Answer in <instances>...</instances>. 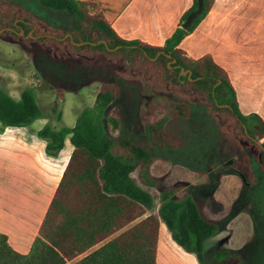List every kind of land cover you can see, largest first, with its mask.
<instances>
[{
	"label": "trees",
	"instance_id": "trees-1",
	"mask_svg": "<svg viewBox=\"0 0 264 264\" xmlns=\"http://www.w3.org/2000/svg\"><path fill=\"white\" fill-rule=\"evenodd\" d=\"M37 1L68 13L70 28L49 25L21 4L2 2L0 31L5 29L4 35L39 43L56 59L105 55L114 62L121 61L125 75L141 83L144 95L159 98L170 94L181 100L174 103L172 114L144 122L145 143L131 138L118 140L107 132L105 121L114 130L123 125L120 112L108 113L121 94L114 82L101 85L94 105L78 114L74 127L48 123L39 130L37 135L46 141L48 156L58 158L68 138L74 150L30 253H18L8 236L0 233V264H68L83 255L74 264H157L162 223L173 241L194 255L198 264H210L205 258V243L221 231L220 222L207 218L191 194H181L183 184L163 187L152 168L157 161L153 151L180 147V141L167 132L168 123L173 117L188 118L191 103L198 102L216 119L228 142L250 144L264 172L262 118L242 114L228 72L210 55L192 59L180 47L209 14L215 0H204L201 17L184 29V22L198 7V0H194L180 26L162 46L125 40L114 30V20L131 0ZM67 35L70 37L62 40ZM182 71L187 74L182 75ZM52 113L62 121L58 105L53 106ZM43 118L49 119V115L40 106L35 90L26 88L16 99L0 85L2 129L28 127ZM153 190L159 195L160 207L156 215L146 216L156 206ZM231 259L243 263L237 253L217 250V261Z\"/></svg>",
	"mask_w": 264,
	"mask_h": 264
},
{
	"label": "rangeland",
	"instance_id": "rangeland-1",
	"mask_svg": "<svg viewBox=\"0 0 264 264\" xmlns=\"http://www.w3.org/2000/svg\"><path fill=\"white\" fill-rule=\"evenodd\" d=\"M2 2L21 4L49 25L64 30L71 26L68 13L47 8L37 0ZM106 82L118 84L121 90L108 113L120 112L122 128L114 130L105 121L107 132L118 140L131 138L145 143L144 122L172 114L174 103L181 100L170 94L159 98L144 95L141 83L125 75L122 62L109 60L105 55L56 59L50 49L39 43L0 34L1 87L16 99L26 88L35 90L40 106L49 115V119H43L53 126L74 127L78 114L94 105L97 92ZM54 105L59 106L62 121L52 113ZM167 132L180 141V147L153 151L157 161L152 174L162 180L163 187L183 184L185 189L181 194H191L207 218L220 222L221 231L205 243L207 262L237 264V259L216 260L217 250L227 249L242 257V264H264V172L250 144L228 142L219 123L198 102L191 103L188 118L173 117ZM134 176L138 179V173ZM153 193L156 206L146 216L156 215L160 207L159 195L155 190ZM182 253L186 252L176 246L162 223L159 264H179L187 254Z\"/></svg>",
	"mask_w": 264,
	"mask_h": 264
},
{
	"label": "crops",
	"instance_id": "crops-1",
	"mask_svg": "<svg viewBox=\"0 0 264 264\" xmlns=\"http://www.w3.org/2000/svg\"><path fill=\"white\" fill-rule=\"evenodd\" d=\"M193 2L131 0L113 28L125 40L162 46ZM180 47L192 59L210 55L228 72L242 114H256L264 121V0H215ZM47 124L45 119L28 127L2 129L0 124V233L24 255L39 235L74 150L68 138L58 158L48 156L46 141L37 135ZM188 254L179 264H198Z\"/></svg>",
	"mask_w": 264,
	"mask_h": 264
},
{
	"label": "water",
	"instance_id": "water-1",
	"mask_svg": "<svg viewBox=\"0 0 264 264\" xmlns=\"http://www.w3.org/2000/svg\"><path fill=\"white\" fill-rule=\"evenodd\" d=\"M203 11H204V0H198V7L194 10V11H192L191 13H190V15L188 16V18H187V20L184 22V24H183V28L184 29H188V28H190V27H192L195 23H196V21L201 17V15L203 14ZM9 31H13V29H8ZM6 30L5 29H3V30H1L0 31V34L1 33H3V32H5ZM21 35H24V32L22 31L21 32ZM68 37H70V35H67L64 39H62V40H65L66 38H68ZM84 43H79V44H77V45H79V46H81V45H83ZM175 62V61H174ZM182 75H186L187 74V72H185V71H182V73H181Z\"/></svg>",
	"mask_w": 264,
	"mask_h": 264
}]
</instances>
